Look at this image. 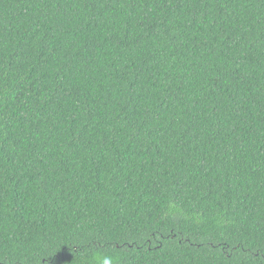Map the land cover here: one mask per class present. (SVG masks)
<instances>
[{"label": "trees", "instance_id": "16d2710c", "mask_svg": "<svg viewBox=\"0 0 264 264\" xmlns=\"http://www.w3.org/2000/svg\"><path fill=\"white\" fill-rule=\"evenodd\" d=\"M264 264V0H0V264Z\"/></svg>", "mask_w": 264, "mask_h": 264}, {"label": "clouds", "instance_id": "9594fccd", "mask_svg": "<svg viewBox=\"0 0 264 264\" xmlns=\"http://www.w3.org/2000/svg\"><path fill=\"white\" fill-rule=\"evenodd\" d=\"M105 264H107V261H105Z\"/></svg>", "mask_w": 264, "mask_h": 264}]
</instances>
